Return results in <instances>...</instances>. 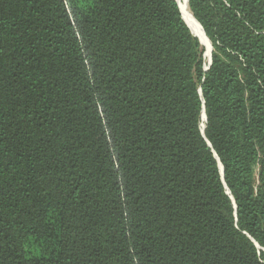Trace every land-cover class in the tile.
Instances as JSON below:
<instances>
[{"label": "trees", "instance_id": "1", "mask_svg": "<svg viewBox=\"0 0 264 264\" xmlns=\"http://www.w3.org/2000/svg\"><path fill=\"white\" fill-rule=\"evenodd\" d=\"M187 1L208 71L175 0H0V264H264V0Z\"/></svg>", "mask_w": 264, "mask_h": 264}, {"label": "bare ground", "instance_id": "2", "mask_svg": "<svg viewBox=\"0 0 264 264\" xmlns=\"http://www.w3.org/2000/svg\"><path fill=\"white\" fill-rule=\"evenodd\" d=\"M176 1L181 11L184 21L186 22L188 27L191 29V32L201 40L202 44L204 45L206 49L204 59H205V66L208 67L211 61V52H212L211 44L208 38L206 37L201 25L192 15L189 9V6H188V1L187 0H176ZM204 124H205V119L203 118L202 129H204L205 127Z\"/></svg>", "mask_w": 264, "mask_h": 264}, {"label": "water", "instance_id": "3", "mask_svg": "<svg viewBox=\"0 0 264 264\" xmlns=\"http://www.w3.org/2000/svg\"><path fill=\"white\" fill-rule=\"evenodd\" d=\"M176 1V0H175ZM177 2V1H176ZM184 20V19H183ZM186 23V22H185ZM188 26V25H187ZM190 29V28H189ZM191 30V29H190ZM193 34V33H192ZM194 35V34H193ZM198 40H199V42L201 43V45L202 46H204L203 44H202V42H201V40L196 36V35H194ZM209 40V39H208ZM211 43V42H210ZM212 46V45H211ZM212 48V47H211ZM211 64H212V56H211V61H210V64H209V66L208 67H206V69H205V71H208V69H209V67L211 66ZM203 118L205 119V122H206V115H205V113H204V116H203ZM204 130H205V127H204V129H202V134H204ZM220 170H221V173L223 174V168H222V166L220 165ZM263 252H264V250H263Z\"/></svg>", "mask_w": 264, "mask_h": 264}, {"label": "rangeland", "instance_id": "4", "mask_svg": "<svg viewBox=\"0 0 264 264\" xmlns=\"http://www.w3.org/2000/svg\"><path fill=\"white\" fill-rule=\"evenodd\" d=\"M210 42V41H209ZM211 44V43H210ZM212 45V44H211ZM204 47V46H203ZM212 48V52H211V56H212V53H213V46H211ZM204 49H205V47H204ZM205 51H206V49H205ZM204 55H205V53H204ZM205 69H206V66H205Z\"/></svg>", "mask_w": 264, "mask_h": 264}]
</instances>
